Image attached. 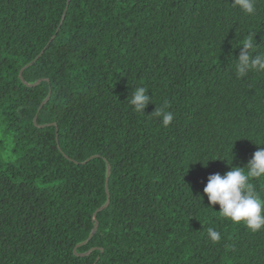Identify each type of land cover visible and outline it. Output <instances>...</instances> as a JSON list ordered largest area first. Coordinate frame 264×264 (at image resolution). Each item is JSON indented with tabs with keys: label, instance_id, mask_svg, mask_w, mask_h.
<instances>
[{
	"label": "trees",
	"instance_id": "trees-1",
	"mask_svg": "<svg viewBox=\"0 0 264 264\" xmlns=\"http://www.w3.org/2000/svg\"><path fill=\"white\" fill-rule=\"evenodd\" d=\"M68 2L0 0V264H264V231L204 193L264 141V74L232 67L247 31L264 45V3L248 17L234 0H72L61 26ZM137 86L153 97L144 115L128 104ZM109 166L111 204L76 250Z\"/></svg>",
	"mask_w": 264,
	"mask_h": 264
},
{
	"label": "clouds",
	"instance_id": "clouds-1",
	"mask_svg": "<svg viewBox=\"0 0 264 264\" xmlns=\"http://www.w3.org/2000/svg\"><path fill=\"white\" fill-rule=\"evenodd\" d=\"M258 3H264V0H234L232 6L239 8L248 17H255L258 14ZM256 35L255 30H249L234 45L240 48L238 59L232 63L237 78L264 74V45L256 43ZM150 103H153V97L149 96V90L144 86L133 89L128 99L132 110L140 115L145 114ZM153 115L160 119L165 128L173 125L175 120L174 113L163 106L156 107ZM255 144L262 147L253 154L246 167H232L223 175H210L204 188L210 205L220 206L217 213L221 218L234 225L242 224L254 234L264 231V194L257 191L255 183L259 181L264 184V141H257ZM227 161L231 165L232 160ZM207 235L213 243L222 239L221 233L211 227L207 229Z\"/></svg>",
	"mask_w": 264,
	"mask_h": 264
},
{
	"label": "water",
	"instance_id": "water-1",
	"mask_svg": "<svg viewBox=\"0 0 264 264\" xmlns=\"http://www.w3.org/2000/svg\"><path fill=\"white\" fill-rule=\"evenodd\" d=\"M71 1H72V0H69V2H68V7H67V9H66V11H65V13H64V16H63V19H62V22H61V26H62V25L64 24V22H65V19H66V16H67V13H68V10H69V5H70ZM59 31H60V29L57 31V34L59 33ZM57 34H56V35H57ZM55 38H56V36L52 39V41L50 42V44L54 41ZM46 50H47V48L41 53V55L39 56V58H38L36 61H34L33 63H31L30 65H28L27 67H25V68L21 71V79H22V81H23L24 83H25V80H24V78H23V74H24L25 70H27V69H29L30 67H32V66H33V65H34V64H35V63L41 58V56L46 52ZM41 83H42V81H39V82H37V83L34 84V85H29V84H27V83H26V84H27L29 87H36V86H39ZM51 97H52V93L50 92V94H49L47 100L44 101L43 104L41 105V107L39 108L38 114H37V116H36V118H35V120H34V123H35L36 125H38V118H39V115H40L42 109H43L44 106H45V105L51 100ZM45 127H46V126H42V128H45ZM57 139H58V137H57ZM94 158H96V157H94ZM94 158L90 159L88 162H90V161L93 160ZM110 175H111V167L109 166V169H108V177H107V185H106V191H107V195H108V202H107V204H106L103 208H101L100 210H98L97 213L95 214L94 219H95V221H96V226H95L94 230L92 231V233H91L89 239H88L85 243L79 245V246L76 248V250H77L78 248L82 247V246L87 245V244L93 239L94 235L97 234L98 229H99V223H98V221H97V219H96V218H97V215H98L99 213L105 211L106 209H108L109 206H110V204H111V195H110V191H109ZM76 250H75V251H76ZM91 253H92V251H90L89 253L84 254V255H82V256H88V255L91 254ZM98 260H99V259H98ZM96 264H97V263H96Z\"/></svg>",
	"mask_w": 264,
	"mask_h": 264
}]
</instances>
